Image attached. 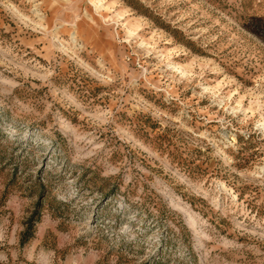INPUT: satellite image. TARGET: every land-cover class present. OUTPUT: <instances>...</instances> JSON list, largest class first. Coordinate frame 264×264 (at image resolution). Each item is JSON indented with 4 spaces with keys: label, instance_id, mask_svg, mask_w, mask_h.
<instances>
[{
    "label": "rangeland",
    "instance_id": "374dc122",
    "mask_svg": "<svg viewBox=\"0 0 264 264\" xmlns=\"http://www.w3.org/2000/svg\"><path fill=\"white\" fill-rule=\"evenodd\" d=\"M0 264H264V0H0Z\"/></svg>",
    "mask_w": 264,
    "mask_h": 264
}]
</instances>
